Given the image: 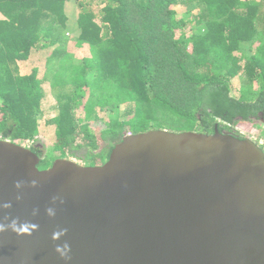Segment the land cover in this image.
I'll return each instance as SVG.
<instances>
[{
	"label": "trees",
	"instance_id": "1",
	"mask_svg": "<svg viewBox=\"0 0 264 264\" xmlns=\"http://www.w3.org/2000/svg\"><path fill=\"white\" fill-rule=\"evenodd\" d=\"M238 124L264 152V0H0V140L42 157L44 130L52 163L91 167L127 135Z\"/></svg>",
	"mask_w": 264,
	"mask_h": 264
},
{
	"label": "water",
	"instance_id": "2",
	"mask_svg": "<svg viewBox=\"0 0 264 264\" xmlns=\"http://www.w3.org/2000/svg\"><path fill=\"white\" fill-rule=\"evenodd\" d=\"M40 162L0 140V223L17 222L0 264H264V152L249 138L149 130L102 165Z\"/></svg>",
	"mask_w": 264,
	"mask_h": 264
},
{
	"label": "rangeland",
	"instance_id": "3",
	"mask_svg": "<svg viewBox=\"0 0 264 264\" xmlns=\"http://www.w3.org/2000/svg\"><path fill=\"white\" fill-rule=\"evenodd\" d=\"M177 10L182 11V7L177 8ZM182 15H184V13H182ZM75 52H77V53H75L76 54L75 56L78 57V58H81L82 56H84L86 54L84 49H81V50L75 51ZM32 66L33 65H31L30 63L27 64V65H24L22 67V71L26 70L27 72H29L30 69L34 67V66L33 67ZM42 72H43V67L40 68V73L42 74ZM238 85L239 84L237 83V81L233 82V88L234 89L237 88ZM43 89H44L46 94H45V98H44L45 100H44L42 109H43V112L46 113L47 111H49V109L53 105V101H52V98H51L50 94L47 92L48 88L45 86ZM47 118H48V116L45 114L44 116L43 115L41 116L40 120H44V119H47ZM40 129L42 130V128H40ZM166 131L174 132L173 129L166 130ZM231 131L238 133V135L242 136L243 138H249L252 141H254L255 143L258 142V143L262 144L263 140L256 137V134L260 133V131L254 126H251L249 124H243V125H239L238 124V125L232 127ZM44 132L45 131L43 130V134L39 137V139H38L39 141H38L37 144H38V146L39 145H43L44 146L42 157L44 159L46 158L49 163H52L51 161L53 159H55L57 155L55 154V152H53V147L51 145L52 143L48 139H46V136H45L46 132L45 133ZM25 147H28V146H25Z\"/></svg>",
	"mask_w": 264,
	"mask_h": 264
},
{
	"label": "clouds",
	"instance_id": "4",
	"mask_svg": "<svg viewBox=\"0 0 264 264\" xmlns=\"http://www.w3.org/2000/svg\"><path fill=\"white\" fill-rule=\"evenodd\" d=\"M228 132H229V131H228ZM256 143H257V142H256ZM257 144L259 145V144H261V143H257ZM39 146H40V145H39ZM259 146H260V145H259ZM26 148H28V147H26ZM40 158L43 159V157H40ZM69 160H71V161H73V162H75V163H77V164H80V162L76 161L75 159L70 158ZM32 183H33V185H35L36 181H33ZM17 187H19V183L17 184ZM3 207L7 208V207H10V205L5 204ZM46 212H47V214H48L49 216H54V215H55V211H54L53 208H48V209H46ZM5 227H10V228H12L13 230H16V229H17V222H16L15 220H13V221H12L9 225H7V226L4 225V224H2V223H0V231H3V230L5 229ZM32 227H35V226L33 225ZM20 230L26 232V231L29 230V226H27V225H22V226H20ZM62 231H66V230H62ZM57 235H58V234H57ZM63 247L67 248L68 246H67V244H65ZM57 250H58V251L60 250V249H59V246H58Z\"/></svg>",
	"mask_w": 264,
	"mask_h": 264
},
{
	"label": "flooded vegetation",
	"instance_id": "5",
	"mask_svg": "<svg viewBox=\"0 0 264 264\" xmlns=\"http://www.w3.org/2000/svg\"><path fill=\"white\" fill-rule=\"evenodd\" d=\"M222 132H228V131H222Z\"/></svg>",
	"mask_w": 264,
	"mask_h": 264
},
{
	"label": "bare ground",
	"instance_id": "6",
	"mask_svg": "<svg viewBox=\"0 0 264 264\" xmlns=\"http://www.w3.org/2000/svg\"><path fill=\"white\" fill-rule=\"evenodd\" d=\"M79 165H81V164H79Z\"/></svg>",
	"mask_w": 264,
	"mask_h": 264
}]
</instances>
